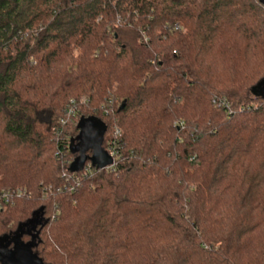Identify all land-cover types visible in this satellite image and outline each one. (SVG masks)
I'll return each mask as SVG.
<instances>
[{
	"label": "trees",
	"instance_id": "16d2710c",
	"mask_svg": "<svg viewBox=\"0 0 264 264\" xmlns=\"http://www.w3.org/2000/svg\"><path fill=\"white\" fill-rule=\"evenodd\" d=\"M3 193L0 264H264V5L0 0Z\"/></svg>",
	"mask_w": 264,
	"mask_h": 264
},
{
	"label": "rangeland",
	"instance_id": "374dc122",
	"mask_svg": "<svg viewBox=\"0 0 264 264\" xmlns=\"http://www.w3.org/2000/svg\"><path fill=\"white\" fill-rule=\"evenodd\" d=\"M98 125V124H97ZM101 130L90 121L81 123V134L72 145H78L81 152H84L89 146H95L100 143Z\"/></svg>",
	"mask_w": 264,
	"mask_h": 264
},
{
	"label": "water",
	"instance_id": "95a60500",
	"mask_svg": "<svg viewBox=\"0 0 264 264\" xmlns=\"http://www.w3.org/2000/svg\"><path fill=\"white\" fill-rule=\"evenodd\" d=\"M264 5V0H259ZM93 165H95L98 169H104L113 164L114 159L109 154L108 151L104 150L100 147V145H96L94 148V155H93ZM3 263L4 264H31L27 261L21 262L17 257H13L11 255H3Z\"/></svg>",
	"mask_w": 264,
	"mask_h": 264
},
{
	"label": "built area",
	"instance_id": "2783aa9c",
	"mask_svg": "<svg viewBox=\"0 0 264 264\" xmlns=\"http://www.w3.org/2000/svg\"><path fill=\"white\" fill-rule=\"evenodd\" d=\"M219 105H220V106H222V105H223V106H228V102H227L225 99H223L222 101L219 102ZM76 114H77V111H76L73 107H71V108L68 109V111H67V118H66V120H72V119L76 116ZM62 121L64 122L65 120L63 119ZM107 151L109 152V154H110V155L113 157V159H114L113 164L107 167V168H111V167H113V166L116 164L117 156H116V154L114 153V151L111 150L110 148H108ZM15 193H16V196H17V195L20 196V195L23 194V190H18V191H16ZM11 195H12V193H11V194H10V193H3V195H2V199H3V201H5V202H0V207H2V206L4 205V203H8L9 201H11V197H12Z\"/></svg>",
	"mask_w": 264,
	"mask_h": 264
}]
</instances>
